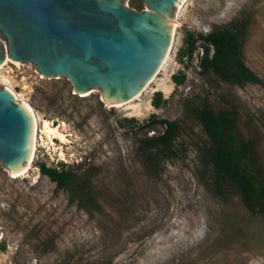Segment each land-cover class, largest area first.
<instances>
[{"label":"rangeland","instance_id":"rangeland-1","mask_svg":"<svg viewBox=\"0 0 264 264\" xmlns=\"http://www.w3.org/2000/svg\"><path fill=\"white\" fill-rule=\"evenodd\" d=\"M125 4L144 8L143 0ZM233 22L242 30L241 60L261 83L229 82L209 70L196 74L195 88L179 90L171 76L187 58V32L203 36ZM178 23L169 62L120 107L94 91L81 96L66 77L43 76L32 63L0 68V87L31 105L37 128L42 118L64 122L71 141L54 140L64 159L38 146L25 177L0 165V264H264V213L247 209L227 183L225 196L216 192L209 138L194 115L203 106L229 111L233 131L251 148L245 161L253 158L264 177V0H186ZM157 91L166 100L159 108L151 104ZM159 120L175 121L176 137L142 151L144 137L164 130ZM41 163L70 169L72 191L42 174ZM87 194L93 201L81 208Z\"/></svg>","mask_w":264,"mask_h":264},{"label":"water","instance_id":"water-1","mask_svg":"<svg viewBox=\"0 0 264 264\" xmlns=\"http://www.w3.org/2000/svg\"><path fill=\"white\" fill-rule=\"evenodd\" d=\"M143 1L136 10L125 0H0V39L10 58L66 77L76 93L91 89L107 104L126 100L164 58L177 0ZM33 132L23 105L0 87L1 166L24 164Z\"/></svg>","mask_w":264,"mask_h":264},{"label":"trees","instance_id":"trees-1","mask_svg":"<svg viewBox=\"0 0 264 264\" xmlns=\"http://www.w3.org/2000/svg\"><path fill=\"white\" fill-rule=\"evenodd\" d=\"M241 37L242 30L238 22L227 26L215 28L206 35H193L187 32L185 41V54L190 57L197 44L204 46V55L201 59L202 72L211 70L225 81L238 84L261 83L255 73L241 60ZM210 45L213 52L210 53ZM172 81L179 84L183 76L172 75ZM166 100L157 91L151 100L152 106L161 107ZM195 117L200 122L203 131L209 138V146L206 148L205 156L212 165L214 189L221 192V183H227L242 198L243 204L252 212L264 213V177L262 172L256 171V161L245 156L252 155L249 143L240 138L234 130V121L229 111L215 112L210 107H197L194 111ZM158 122V121H157ZM165 125L164 130L157 136L144 137L139 148L142 151H150L157 146H169L177 135V124L175 121L159 120ZM150 126L149 124H147ZM48 167L41 163L39 170L42 174L54 181L59 188L72 191L71 183L75 182V175L70 169L63 167ZM71 196V200H73ZM93 201L87 194V198L79 197L78 205L83 208L85 201Z\"/></svg>","mask_w":264,"mask_h":264},{"label":"bare ground","instance_id":"bare-ground-1","mask_svg":"<svg viewBox=\"0 0 264 264\" xmlns=\"http://www.w3.org/2000/svg\"><path fill=\"white\" fill-rule=\"evenodd\" d=\"M186 0H177L175 3V8H174V13L172 16V21H171V25H170V42L168 45V48L166 50V53L164 55V58L162 59L157 71L153 74V76L151 78L148 79L147 83L143 86V88L137 92L136 94L132 95L131 97H129L126 100H119V101H114L111 103H108L109 105L111 104L112 106L115 107H120L123 105H127L132 103L133 101L137 100L139 98V96L149 87V85L156 79L157 75L159 74V72L165 67V65L169 62L170 56H171V49L174 43V36H175V30L178 27V25L180 23H178V16H179V11L181 10V8L183 7V5L185 4ZM4 46V45H3ZM13 63L15 65H20L21 62L17 61V60H13L12 58H10L8 51L5 54V50L3 52V61L0 63V68H2L5 64L7 63ZM7 90H9L15 100L17 102H20L24 109L26 110V112L28 113L33 128H34V132H33V142L29 151V154L27 156L26 161L24 162V164L21 167H16V168H8L10 170V172L13 174L14 177H25L28 175L29 170L31 169L32 166V162L34 160L35 157V153L37 151L38 146L40 147L45 145L46 147L53 149L55 151H57L59 157L61 159H64L66 156L65 152H64V147L63 145H57L55 143V139H59V141L61 142L60 144H66L71 142L68 138V134L65 132L64 130V126L65 123L61 122L60 124H54L51 123L52 121H50L49 119L46 118H42L41 119V129L39 130L37 128V124H38V120L37 117L35 115V112L33 110V108L31 107V105L23 100L21 101L17 95V93L13 90V88L10 85H6L5 87ZM91 92H93L91 89H87L84 92H80L79 95L81 96H87L89 95ZM40 133V138L39 141H41V143L38 142V134ZM37 180L35 179V182Z\"/></svg>","mask_w":264,"mask_h":264},{"label":"built area","instance_id":"built-area-1","mask_svg":"<svg viewBox=\"0 0 264 264\" xmlns=\"http://www.w3.org/2000/svg\"><path fill=\"white\" fill-rule=\"evenodd\" d=\"M204 52V46L198 43L190 57L184 59L182 70L179 73L183 76V81L179 84H176V87H178L179 90H184L187 92L196 87L193 83L197 82L198 76L196 74L202 73L201 59L204 55ZM212 52L213 46L210 45L209 55H211ZM190 70L193 71L190 73Z\"/></svg>","mask_w":264,"mask_h":264}]
</instances>
